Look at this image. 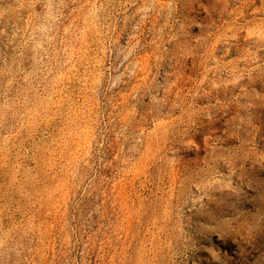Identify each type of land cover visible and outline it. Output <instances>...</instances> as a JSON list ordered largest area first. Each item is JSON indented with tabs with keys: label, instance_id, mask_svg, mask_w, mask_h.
Segmentation results:
<instances>
[{
	"label": "rangeland",
	"instance_id": "1",
	"mask_svg": "<svg viewBox=\"0 0 264 264\" xmlns=\"http://www.w3.org/2000/svg\"><path fill=\"white\" fill-rule=\"evenodd\" d=\"M0 264H264V0H0Z\"/></svg>",
	"mask_w": 264,
	"mask_h": 264
}]
</instances>
